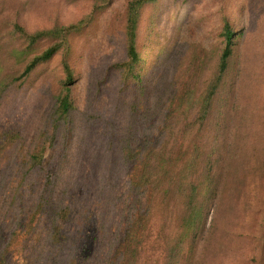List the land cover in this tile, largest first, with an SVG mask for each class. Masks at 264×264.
Returning <instances> with one entry per match:
<instances>
[{"label": "rangeland", "instance_id": "rangeland-1", "mask_svg": "<svg viewBox=\"0 0 264 264\" xmlns=\"http://www.w3.org/2000/svg\"><path fill=\"white\" fill-rule=\"evenodd\" d=\"M100 1L0 0V22L6 23V27L18 20L28 31L36 32L58 24L67 26L88 17L93 20L71 41L72 65L79 78L73 95L79 112L70 125L65 145L49 148L43 164L47 172L49 166L58 165L67 156L66 174H63L78 193H90L93 199L84 198L77 223L65 230L67 237L72 236V241L77 243L79 264L106 263L109 246L101 247L100 234V226L106 218L104 212L109 213L110 223L117 227L123 217H114V214L120 215L125 206H129L127 182L142 172L140 164L128 170L121 166L113 170L110 166L113 159L101 144L103 134L110 127L107 117L121 108L118 117L120 131H123L127 125L125 113L136 101V90H153L160 85V97L154 94L147 100L149 104L160 101L158 110L162 113L170 103L174 104L177 120L172 124L173 134L167 135L165 141L177 152L186 150L188 141H184L177 130L196 122L197 103L205 94L225 47L224 17L234 30L235 46L225 83L219 91L223 97L220 100L217 95L213 108L215 117L221 109V122L213 117L205 132L207 139L210 134H219L221 150L212 158L210 174L196 175L203 185L202 195L206 197L201 200L208 201L203 219L206 227L201 229L193 257L189 255L188 240L182 257L175 264H264V0H156L148 5L140 20L138 49L143 61L136 67L140 79L119 97L116 92L124 89V81H118L116 71L127 60L124 16L128 0H112L106 6ZM8 34L4 32L5 38ZM3 50H0L1 55L5 53ZM59 64L60 58H55L41 66L37 76L31 79L30 87L27 84L22 91L8 97L0 112L1 131L12 126L22 127L31 139L44 129L48 102L43 97L50 100L57 93L58 75L62 74ZM6 71L11 72L8 67ZM104 77L109 80L102 87L104 94L97 102H91L93 84L97 80L103 82ZM184 96H188L189 102H185L181 111L179 106ZM150 107L155 109L154 104ZM90 109L95 120L87 125L82 114ZM152 115L148 125L154 128L156 137L163 128V120ZM118 135V139L123 138V132L118 131ZM215 138L211 136V140ZM230 155L237 157L232 166H229ZM5 164L6 160H0V227L5 238L1 246L6 244L13 225V215L4 204L5 200H11L14 188L5 186L9 181L2 179ZM45 173L38 179L41 184ZM113 174L117 182L113 180L107 187L98 185L100 178H113ZM212 189L220 193L218 204L210 193ZM57 200L55 198L54 202ZM34 204L19 206L25 210L22 217L25 223L31 219ZM142 205H146L145 201ZM178 209V204L172 201L166 211H154L138 264H166L165 237L175 238L183 230L177 220L175 223ZM34 224V230L33 227L19 230L12 240L8 249L10 264H49L44 252L50 222L43 217L39 226L37 221ZM186 259L189 260L185 262Z\"/></svg>", "mask_w": 264, "mask_h": 264}, {"label": "trees", "instance_id": "trees-1", "mask_svg": "<svg viewBox=\"0 0 264 264\" xmlns=\"http://www.w3.org/2000/svg\"><path fill=\"white\" fill-rule=\"evenodd\" d=\"M111 1L101 0L100 3L106 6ZM155 2L156 0H128L124 16L127 60L116 71L118 81L121 83L124 81V89L116 92L117 97L124 96L129 91L128 88L140 79L139 70L136 71V67L143 61V56L138 49L140 20L143 10ZM92 21V17H88L67 26L58 24L52 29L36 32L28 31L18 20L11 21L7 27L6 23L0 22V50L4 48L3 51H5L3 55L0 54V112L8 97L12 96L14 92L22 91L27 84L30 87L31 79L37 76V71L41 66L47 65L55 58H60L59 67L62 70V74H59L57 79V93L52 95L50 100L43 97L48 102L47 118L43 130H39L31 139L25 134L22 127L12 126L0 130V160H6L2 179L5 182L9 181L5 186H14L11 200L4 202L8 206L10 214L13 215V225L9 228L10 234L4 246H1L5 238L2 227H0V264H10L8 249L12 246V240L17 237L18 231L32 227L34 230L36 225L34 223L37 221L39 226L43 217L48 218L50 222L46 238L47 246H45L47 250L44 252L47 254V263L79 264L76 256L79 249L77 243L72 241V236L67 237L65 230L67 226L77 223L80 215L78 210L84 208L82 206L84 198L88 197L90 201L93 199L90 193L81 191L78 193L74 184L71 185L63 174H66L67 156L58 165L49 166L47 172L44 170L43 164L45 153L49 148H56L62 143L63 146L65 145L64 141L70 125L79 112L73 95L79 78L76 77V71L72 65L71 41ZM223 24L225 47L218 64H216L214 75L209 80L208 88L197 103L199 112L196 122L177 130L183 136L184 141H188L186 150L177 152L170 148L169 142L165 141L167 135L173 134L172 124L177 120L176 108L173 109L174 104L170 103L169 108L162 113L158 110V106L161 105L160 101L152 102L155 108L153 109L150 107L152 104H149L147 100L154 94L160 97L158 95L160 94V85H157L153 90L148 88L136 90V101L129 105L125 113L126 119L122 116L127 123L123 131H120L118 117L122 113L121 108L107 117L110 127L103 134L101 144L107 148V152L113 159L110 166L113 167V170L118 169L119 166L128 170L140 164L142 172L134 180L131 179L127 182L129 206H125L120 215L114 214V217H123L117 227L112 226L108 219L109 213L104 212L106 218L100 226V234L101 247H105L106 244L109 246L105 264H138L154 211H166L172 201H175L179 208L175 223L177 220L178 227H182L183 230L175 238L165 237L166 264H175V261L182 257L188 240L190 241L189 255L193 257L198 236L203 232L201 229L206 227L203 219L208 206L207 200H201L206 197L202 195L203 185L196 175L199 174V177L208 176L212 169V158L220 154L219 134H210L217 137L211 140V136L209 139L205 137V132L207 125L209 126V122L215 117L213 112L215 98L225 83L235 46V33L228 18L224 17ZM3 31L9 33L7 38ZM7 67L11 72L6 71ZM192 77L196 78L197 76L193 75ZM102 81L104 84L100 80L93 84L90 91L91 102H97L104 94L105 90L102 87L109 83V80L104 77ZM172 88L176 90L177 87L173 86ZM49 90L50 87L47 88V91ZM139 95L142 96L139 98ZM219 96L221 100L223 93ZM141 99H143L142 102H140ZM182 101L183 103L179 106L181 111L186 105L185 102H189L188 96L182 97ZM92 111L90 109L88 113L82 114L83 122L87 125L95 120ZM151 114L163 120V128L156 137L154 128L148 125L153 118ZM221 118L222 112L219 108L215 121L220 123ZM176 129L177 125L174 130ZM117 130L123 132L122 139H118L120 135ZM173 137L176 138V135ZM27 144L28 146H26ZM235 159L237 157L230 155L229 166H232V161ZM16 167L19 169L16 170ZM54 167L56 168L54 169ZM42 173H45L46 176L41 184L38 179ZM113 178L108 177L104 180L100 178L98 185L110 186L113 180L114 182L118 181L114 174ZM210 193L215 197L214 201L217 204L220 203L218 190L212 189ZM55 198L58 199L56 202H54ZM120 201H123V198ZM142 201H145V206L142 205ZM32 202L35 204L33 211L31 210V219L25 223L26 221L22 219L25 210L19 209V206L21 204L30 206ZM88 210L91 211L89 208ZM91 216L93 217V214ZM49 248L52 250L48 252ZM187 260L189 259H186L185 262Z\"/></svg>", "mask_w": 264, "mask_h": 264}]
</instances>
